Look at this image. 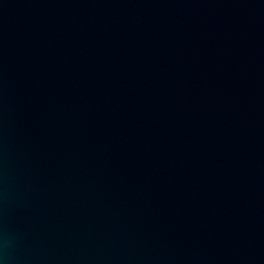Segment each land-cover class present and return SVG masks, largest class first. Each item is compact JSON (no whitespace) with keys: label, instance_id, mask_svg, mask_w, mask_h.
<instances>
[{"label":"water","instance_id":"water-1","mask_svg":"<svg viewBox=\"0 0 264 264\" xmlns=\"http://www.w3.org/2000/svg\"><path fill=\"white\" fill-rule=\"evenodd\" d=\"M0 264H264V0H0Z\"/></svg>","mask_w":264,"mask_h":264}]
</instances>
